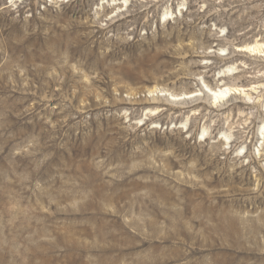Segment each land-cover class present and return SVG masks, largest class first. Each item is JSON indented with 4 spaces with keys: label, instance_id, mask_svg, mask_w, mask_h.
<instances>
[{
    "label": "rangeland",
    "instance_id": "rangeland-1",
    "mask_svg": "<svg viewBox=\"0 0 264 264\" xmlns=\"http://www.w3.org/2000/svg\"><path fill=\"white\" fill-rule=\"evenodd\" d=\"M0 264H264V0H0Z\"/></svg>",
    "mask_w": 264,
    "mask_h": 264
},
{
    "label": "bare ground",
    "instance_id": "bare-ground-1",
    "mask_svg": "<svg viewBox=\"0 0 264 264\" xmlns=\"http://www.w3.org/2000/svg\"><path fill=\"white\" fill-rule=\"evenodd\" d=\"M253 48V47H252ZM204 90L211 95V97L213 98V101H217L218 99L225 97V95L229 92H231V88H225V89H211L208 86L204 85ZM237 89V88H236ZM238 91V89H237ZM171 96V99H178L181 98L180 96L177 95H172L169 94ZM186 97V96H185ZM183 98V97H182ZM223 99V98H222Z\"/></svg>",
    "mask_w": 264,
    "mask_h": 264
}]
</instances>
